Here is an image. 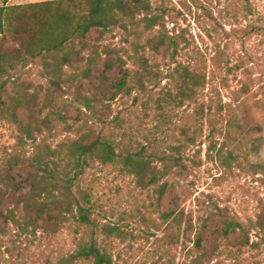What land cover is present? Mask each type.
<instances>
[{
	"label": "rangeland",
	"instance_id": "374dc122",
	"mask_svg": "<svg viewBox=\"0 0 264 264\" xmlns=\"http://www.w3.org/2000/svg\"><path fill=\"white\" fill-rule=\"evenodd\" d=\"M36 1L43 0L6 4ZM148 2L147 15L156 14L159 25L146 27L140 13L137 27L88 33L95 59L87 78L72 82L63 75L54 86L38 64L24 68L20 78L27 82V96L41 105L39 117L48 113L57 125L33 140L0 120V168L10 162L15 178L23 180L39 142L54 147L77 134L64 122L86 121L113 140L177 154L185 169L173 167L155 183L141 185L117 163L92 161L79 179L88 193L84 205L91 224L69 217L55 225L40 218L34 228L22 230L5 223L0 264H63L92 236L119 264H264V230L258 225L264 217V0ZM160 35L166 43L154 49L149 40ZM141 61L151 69L142 85L133 78ZM184 68L198 74L190 97L179 93ZM125 72L127 84L116 87ZM14 92L8 84L3 99ZM81 96L91 98L93 108L83 107ZM232 114L244 115L258 129L247 134L231 127ZM28 116V108L19 109L22 124ZM13 207L19 212L21 205L6 199L1 209ZM228 218L241 222L245 232L223 235ZM113 226L118 234L108 231Z\"/></svg>",
	"mask_w": 264,
	"mask_h": 264
},
{
	"label": "trees",
	"instance_id": "16d2710c",
	"mask_svg": "<svg viewBox=\"0 0 264 264\" xmlns=\"http://www.w3.org/2000/svg\"><path fill=\"white\" fill-rule=\"evenodd\" d=\"M150 12L148 0H43L21 4H6L2 0L0 6V120L14 123L28 139H35L36 133L43 128L52 130L55 117L46 113L39 117L41 105L27 96V82L21 79L22 71L28 65L38 64L49 80L58 86L64 77L75 81L87 78L91 73L95 48L87 42V35L93 29L106 31L110 27L127 25L137 27L136 15L144 13L146 27L159 25L158 16ZM164 36L152 37L149 44L157 49L165 44ZM90 48L86 56L82 52ZM108 67V64H105ZM185 86L180 94L190 97L195 93L198 74L184 68ZM103 73V72H102ZM115 86L124 87L126 74ZM134 81L142 85L143 77L150 75L147 62L141 61L140 70L134 72ZM101 82L103 80L100 79ZM189 82V84H188ZM8 84L15 86L14 95L3 99ZM83 107L91 109L92 99L81 96ZM94 99H96L94 97ZM95 101V100H94ZM28 108L29 116L26 124L18 118V111ZM60 118V116H59ZM88 123V122H87ZM82 123L73 126L64 122L66 127L77 132L75 137L60 141L50 147L41 141L37 149L28 159L29 171L23 180H17L10 170V162L0 168V230L5 223H13L22 230L35 227L38 220L57 225L73 218L85 225L91 224L89 218L88 193L79 187V179L92 161L103 164L117 163L121 169L132 174L141 185L155 183L159 177L165 176L173 167L185 169L179 155L159 150L155 146L140 145L134 147L128 141L113 140L102 132H95L93 126ZM240 123H243L242 125ZM231 127L238 126L249 134L258 129L244 115L235 114L228 120ZM18 159V158H16ZM159 163L160 166H157ZM25 187V191L22 190ZM163 193L164 185L158 186ZM6 199L17 207L2 210ZM258 225L264 230V217H259ZM114 229L116 234L119 228ZM206 223L203 222L195 238L198 248L202 247ZM238 230L245 232L244 225L234 219L224 221L223 235ZM84 261L87 264H119L98 241L91 237L80 242L66 258L63 264Z\"/></svg>",
	"mask_w": 264,
	"mask_h": 264
}]
</instances>
